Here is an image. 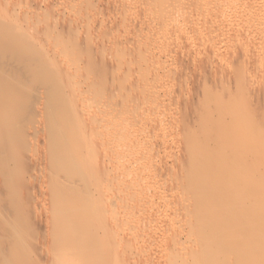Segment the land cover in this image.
<instances>
[{
    "label": "bare ground",
    "instance_id": "1",
    "mask_svg": "<svg viewBox=\"0 0 264 264\" xmlns=\"http://www.w3.org/2000/svg\"><path fill=\"white\" fill-rule=\"evenodd\" d=\"M31 1L0 0V264H135L149 257L160 242L140 250L145 232L135 219L142 221L150 202L131 212L130 193L106 206L100 201L125 176L155 175L163 166L180 177L183 196L178 221L159 218L172 232L159 246L166 264H256L264 251V58L253 77L259 82L241 68L230 81L201 72L194 83L202 58L229 41L255 38L262 46L264 0H110L117 13L99 21V53L92 20L87 27L80 19L65 23L66 15L51 16V0L42 10ZM67 1L63 14L86 11L81 0ZM104 4H97L100 15ZM70 30L77 33L69 39ZM212 44L216 49L202 51L200 61L183 59ZM76 53L99 62L81 69ZM167 64L180 68V88L175 78L164 89ZM190 82L196 95L175 99ZM155 85L173 103H158ZM233 87L240 92L231 95ZM214 90L219 94L211 97ZM98 156L108 163L95 168ZM114 169V184L99 187V175ZM246 172L258 177L246 181Z\"/></svg>",
    "mask_w": 264,
    "mask_h": 264
},
{
    "label": "rangeland",
    "instance_id": "2",
    "mask_svg": "<svg viewBox=\"0 0 264 264\" xmlns=\"http://www.w3.org/2000/svg\"><path fill=\"white\" fill-rule=\"evenodd\" d=\"M29 1V0H28ZM32 1H34V0H32ZM32 1L30 2V3H32ZM36 1V0H35ZM38 1H39V3H38ZM40 1H42V0H37L36 2V4H41L40 6H41V10L43 9V5L45 6L47 3V1L46 0H43V2H40ZM46 1V2H45ZM67 0H51V5H54V7H55V10H54V12H52V14H51V16L52 17H54V18H59V17H61L62 15H64V18L66 17V18H68L67 19V21L65 22V23H71L72 22V24H74V23H79L80 22V20H81V22L83 21H86V20H92V25L94 26V32L92 33V34H90L91 36H93V38H95L94 39V42H96V43H94L93 45H92V48H93V51H94V53L96 52V53H99V31H97V30H99V21L101 22H103V19H105V20H108V19H110V18H112L114 15H115V13H117V11H115L114 10V7L113 6H111L109 3H110V0H81L80 1V3L82 4L81 5V7L82 8H84L86 11H84V12H82V13H76V14H74V15H71L69 12H67V14H66V12H64L65 14H63L62 13V8L65 6L64 4H67V2H69V1H67ZM66 2V3H65ZM98 2V3H97ZM105 3L104 5H106V6H104V8H103V10H105V8L107 7L109 10H107V8H106V13L104 12V14H99V10H101V8H99V7H101V6H98V5H101L102 3ZM108 2V3H107ZM46 3V4H45ZM92 3H94L95 4V6L96 7H94L91 11L90 10H87L89 7H90V5L92 4ZM32 4H35V3H32ZM76 4V3H75ZM74 4V8L76 7V5ZM98 4V5H97ZM118 4V3H117ZM61 5L63 6V7H61ZM78 6H79V4H78ZM77 6V7H78ZM116 6V5H115ZM59 7V8H58ZM80 7V6H79ZM112 9H113V11H112ZM133 11H135V9H132ZM130 11V13L131 12H133V11ZM138 9H136V11H137ZM142 11L143 10H145V9H141ZM58 11V12H57ZM139 11H140V9H139ZM139 11H137L136 13H138ZM141 11V12H142ZM61 13V14H60ZM145 12H142L141 14H144ZM68 14H70V15H68ZM66 15V16H65ZM100 15V16H99ZM113 15V16H112ZM72 16V17H71ZM103 16V17H102ZM63 17V16H62ZM70 17V18H69ZM100 18H101V20H100ZM80 19V20H79ZM69 20V21H68ZM82 22V23H83ZM69 23V24H70ZM79 25H81V27H87L88 25H89V23H87V22H84L83 24H81V23H79ZM92 26V27H93ZM98 27V28H97ZM96 31V32H95ZM71 32H73L72 34H73V36H71L72 34H71ZM77 33V31H73V30H70V33H68L67 34V38H74L75 36V34ZM249 39V38H248ZM248 39H245V40H243L244 41V43L242 42V41H240V45L239 44H236V43H238V42H236L235 43V41H229L228 43H227V45L225 44V47L227 48H225L224 46H220L219 47V51H222V52H213V53H210L209 55H208V57H205V58H202V59H204V66L202 67V70L200 69L198 72H199V75L201 76V78H200V76L198 75L197 77H199V82L197 81L196 83H194V84H198L199 85V83H200V81H201V79H202V75L205 73L206 74V76H205V74H204V76H203V78H205V77H208V76H210V78L212 77H214L215 79H216V77H218L217 78V80L220 78L221 80L222 79H224V80H226L227 81V79H229L228 81H230V76H231V79L234 77L235 78V75L234 74H236V72H237V70H239V69H243L242 71H244L245 70V72L247 71V70H250V72H252V73H250L249 71H248V73L246 72V74H248L249 76V78H251V80L253 79V77H254V79H257L258 78V76H260V73L262 72V68H260L259 66H261L260 64H258L259 62H257V61H260L261 62V60L264 58V56H261L262 54H264V53H262L261 54V52H262V50H264V43L263 44H261L260 45V42H259V44H257V46L258 47H260V48H258L257 49V47H256V44L254 45V42L255 43H257V41L258 40H255L254 41V39L253 38H250V40H251V42L250 41H248ZM253 40V41H252ZM98 41V42H97ZM234 42V43H233ZM247 42H249V43H247ZM234 44H236V45H234ZM242 44V45H241ZM260 45V46H259ZM96 46V47H95ZM229 47V48H228ZM247 48V50H246V52H248V53H244V51H242L244 54L242 55V54H240V56H238V57H234V54L236 53V51L238 52V51H240L242 48L243 49H246ZM252 47H253V49H252ZM254 47H256V49L254 48ZM166 48V47H165ZM164 48V50L163 51H165L166 49ZM153 49V48H152ZM216 49V47L214 46V44H212L211 46H209V47H202L201 49H197V50H193L192 52H191V50L189 51L190 53H189V55L186 57V56H184L183 57V59L185 58V61L186 62H191V63H193V61H200L199 59L201 58V55H199L202 51H204V50H207V51H214ZM222 49V50H221ZM168 50V49H167ZM223 50H225V52L223 51ZM249 50V51H248ZM257 52H256V51ZM162 51V50H161ZM260 53H259V52ZM226 52H227V54H226ZM264 52V51H263ZM83 53H76V54H74V55H72V56H74V57H77V58H81V62H80V68L81 69H87V68H90V67H92L93 65H95V63H97V62H99V58H97V57H94L93 59H91V60H83L82 59V55ZM249 54V55H248ZM258 54H260V55H258ZM170 55H172L173 56V54L171 53ZM172 56H170L171 58H172ZM247 56V57H246ZM258 56H259V59H258ZM261 56V57H260ZM67 57L68 58H71L69 55H67ZM263 57V58H262ZM245 58V59H244ZM260 58H262L261 60H260ZM163 59V60H162ZM161 60L163 61H161L162 63H164V60L165 59H168V61H169V57L168 58H162ZM205 60H207V61H210V62H207V63H205ZM165 61H167V60H165ZM134 62L135 61H133L132 62V64H130V65H135L134 64ZM209 63V64H208ZM210 63H212L211 64V66H210ZM168 65L169 64H167V66L166 67H168ZM209 65V66H208ZM259 65V66H258ZM206 66V67H205ZM208 66V67H207ZM242 66V67H241ZM255 66V67H254ZM165 67V68H166ZM170 67V68H169ZM167 69L168 70H164L163 72H162V74H161V77L160 78H165V79H168L169 78V81L168 80H165V87H164V89L167 87V86H170L171 84H172V82H173V79H175V78H177V74L179 73L180 74V72H178V71H180V68L178 67V69H176V67L174 66V65H172V67L171 66H169ZM205 67V69H203ZM240 67V68H239ZM257 67V68H256ZM172 68V69H171ZM208 68V69H207ZM251 68V69H250ZM174 69V70H173ZM211 69V70H210ZM247 69V70H246ZM254 69L256 70H259L260 71V73L256 70V71H254ZM204 70V71H203ZM253 70V71H252ZM176 71V72H175ZM210 71H211V74H210ZM216 71V72H215ZM233 71V73L231 74V72ZM234 71H236V72H234ZM201 72H203V74H201ZM206 72H209V74L208 73H206ZM214 72V73H213ZM227 72V74H225ZM254 72H256L255 74H256V76L255 75H253L254 74ZM217 73V74H216ZM164 74V75H163ZM175 74H176V76H175ZM178 74V75H179ZM212 74H213V76H212ZM250 74H251V76H250ZM259 74V75H258ZM224 75V76H223ZM225 75L227 76H229V78H224L225 77ZM234 75V76H233ZM163 76V77H162ZM175 76V77H174ZM221 76L223 77V78H221ZM167 77V78H166ZM195 78L196 80L198 79V78ZM256 77V78H255ZM158 79V81L159 80H161V79ZM209 78V77H208ZM209 78V79H210ZM233 78V79H234ZM261 78V79H260ZM260 80H263L264 81V77H262V76H260ZM209 79H206L207 81L209 80ZM219 79V80H220ZM253 79V80H254ZM259 79L258 80H254L255 82H259ZM195 80V81H196ZM205 80V79H204ZM251 80L249 79V81H250V83H251ZM253 80H252V82H253ZM151 81H153V80H151ZM177 81H178V84H179V86H178V84H177V87H181V83H183L182 82V79H181V77H180V81H179V77L177 78ZM203 81V80H202ZM154 82H156V81H154ZM171 82V83H170ZM232 82H234L233 80H232ZM231 82V83H232ZM152 83V82H151ZM191 84L188 86V87H184L182 90H180L179 91V88H177L178 90H177V93H174L175 94V99H176V97H177V100H178V98L179 97H189V96H195L196 94V92L195 91H197V90H195L196 88H198V87H195V85L193 84V82H190ZM254 83V82H253ZM159 84V83H158ZM192 84L194 85V87L192 86ZM153 85V84H152ZM197 85V86H198ZM159 86V85H158ZM157 85H155V87H157L156 89H157V95L159 94V96L160 97H163V100L162 101H160L158 98H159V96H158V98H157V100H159L160 102H158V103H163V101L165 100L166 101V99L165 98H167V100H169L168 98H170V97H168V95L166 96V95H164L165 94V90L164 91H162V88L159 86L158 87ZM192 86V87H191ZM250 86H252V83H251V85ZM249 86V88H251ZM254 86V85H253ZM195 90H193V89ZM247 88H248V86H247ZM159 89H161V91L159 92L158 90ZM234 89H236V88H231L230 90H231V92H230V94L232 95V93L234 94L235 92L236 93H238V91L240 92V89H237V90H235L234 91ZM233 90V91H232ZM134 91H136V90H133V91H131V94H133V92ZM180 93H179V92ZM219 91V90H218ZM159 92V93H158ZM164 92V93H163ZM174 92H176V91H174ZM213 92V91H212ZM214 92H215V90H214ZM211 93V97H213L215 94L217 95V93L215 92V93ZM161 93V94H160ZM130 94V95H131ZM195 94V95H194ZM219 94V93H218ZM133 95H135V93L133 94ZM162 95V96H161ZM170 96H172V98H173V93H171V95ZM171 99V98H170ZM174 99V100H175ZM164 101V102H165ZM171 103H173L171 100H169ZM169 101H167V102H165L166 104L168 103H170ZM165 104V105H166ZM167 104V105H168ZM193 105V104H192ZM191 105V106H192ZM194 106V105H193ZM263 108V107H262ZM264 109V108H263ZM262 109V110H263ZM120 114H122V113H120ZM119 113L117 114L118 115V118H120V117H123V114L122 115H120ZM201 115V114H200ZM204 116V115H203ZM203 116H198V118L196 119V120H201L202 119V117ZM197 117V116H196ZM210 117V116H209ZM208 117V118H209ZM117 118V117H116ZM205 118H207V117H205ZM180 119V118H179ZM181 119H182V117H181ZM193 117H192V121H193ZM194 119V120H195ZM189 122H191L190 121V119L188 120ZM40 137V141L42 142V138H41V136H39ZM38 137V138H39ZM156 137H157V140L158 141H161V140H165L164 138L166 137H164L163 135H161L160 133H159V135H158V133L156 134ZM160 137H161V139H160ZM164 137V138H163ZM168 139H169V137H168ZM38 140V142H37V140H36V142L38 143V144H35L36 142L34 141V143L33 144H35V146H38V145H40V141ZM154 140H156V138L154 137ZM40 142V143H39ZM98 155H99V153H98ZM151 157H153V158H155L156 157V154L155 153H152L151 155H150ZM156 159V158H155ZM93 160V159H92ZM95 160V161H94ZM94 160H93V162H92V166L94 165V167L95 168H98L99 166H102L103 164H107L108 163V160H107V158L106 159H104V160H99V156L98 157H96V158H94ZM262 160V159H261ZM260 160V163H262V165L264 166V160H262L261 161ZM156 161H158V159H156ZM261 165V164H260ZM261 165V166H262ZM165 168V169H162V168ZM160 170H158V172L154 175V174H151V176H149L148 174H147V172H145V171H138L137 173H132V174H129L128 176H125L123 179H124V182H123V186H121V185H115V187H114V189L111 187V186H109L110 187V190L107 192V196H105L104 195V197H103V199H102V201H100V204L101 205H103V206H106V204L108 205L109 203H110V201H112V199L113 198H116L117 197V195H119V194H122V195H127L128 193H130L132 196H130V194H129V197H131L130 198V200H129V202L131 203V201H132V203L130 204L129 203V205H128V210L129 211H131V212H133V210H137L138 209V207L139 206H141V203L143 202H150L149 204H150V206H151V208L149 207V210H148V212H147V214H146V216L144 217V218H142V221H141V218L139 219V220H137V219H135L136 221L135 222H138V221H140V223H141V225H142V227H141V230H143V232H145L140 238H138V242H139V246H142L141 248H140V250L141 249H147V248H153L154 246H155V243H158V242H160V243H158V247L156 248V250L154 249V252H152V254L149 256V257H147V256H143L142 255V257L140 256L139 258H137V259H133L132 261H133V263H135V264H146L147 262H149V259H151V264H166V263H168L169 262V260H170V258H169V255H167L164 251H162L161 250V248L159 247L160 246V244H161V241L162 242H165V241H168V239L170 240V237L169 236H171L172 235V232H170V231H166V229H163V227L165 228V226H164V224H162V222L163 221H166V220H168V219H170L171 220V218H172V221H173V218H174V220L176 219L177 220V218L179 217V218H181L182 217V215L180 216V214H179V212L177 213V211H181V209L180 208H182V207H180V205L182 204V203H179L180 202V199L181 198H183V196L182 195H180V192H181V190H180V192H179V186L180 185H178L177 183H178V180L176 181V178L177 177H179V176H176L175 177V175H174V173H173V171L174 170H171L172 169V167H169V166H167V167H169V168H166L165 166H163ZM171 168V169H170ZM109 172V173H108ZM107 172V174L106 173H104V174H106V175H104V174H101V176L99 175V187L101 186V184L102 183H104L105 185H109V184H111V185H113L114 184V179L118 176V173H119V171L118 170H110V171H108ZM248 172V171H247ZM244 173V175L245 174H247L246 176H245V178H247V179H245L246 181L248 180H250V181H253L255 178L253 177V175L257 178L258 176H257V174L256 173H253L252 172V174H251V172H249V175H248V173ZM173 175H174V177H175V179H174V177H173ZM243 175V176H244ZM250 175H251V178H250ZM208 175H206V176H204V179H202V180H204V182H207L208 181V178L209 177H207ZM165 177H166V179H165ZM169 177V178H168ZM254 179H253V178ZM38 179H40L41 180V178H43L42 176H38L37 177ZM168 178V179H167ZM180 178V177H179ZM203 178V177H202ZM107 179L109 180L110 179V181H107ZM253 179V180H252ZM158 180V181H157ZM155 181H157V182H155ZM113 183V184H112ZM181 187V186H180ZM133 195H136V197L135 196H133ZM162 198H161V197ZM164 196V197H163ZM182 196V197H181ZM135 197V198H134ZM181 197V198H180ZM159 198H161L160 200H159ZM111 199V200H110ZM133 199V200H132ZM136 199V200H135ZM135 200V201H134ZM140 200V201H139ZM182 200V199H181ZM203 199H202V197L200 196V198L198 197V199L195 197L194 198V201H196V202H200V201H202ZM134 202V203H133ZM139 202V203H138ZM153 202V203H152ZM147 203V204H148ZM152 203V204H151ZM136 204H137V207H136ZM148 204V205H149ZM177 204V205H176ZM183 205V204H182ZM181 205V206H182ZM179 209H178V208ZM137 208V209H136ZM174 210V211H173ZM172 211V212H171ZM168 213H170V216H172V217H170L169 215H168ZM180 213H182V211L180 212ZM173 214V215H172ZM178 216H177V215ZM165 217L166 218V220H164V218L163 219H160L159 220V218H162V217ZM167 216H169V218H167ZM176 216V217H175ZM178 218V219H179ZM144 220V221H143ZM158 220V221H157ZM161 220H162V222H161ZM175 220V221H176ZM150 221V222H149ZM178 221V220H177ZM156 222H159V224H160V222H161V225L160 226H162V227H160V226H157V225H159V224H157ZM139 223V224H140ZM156 223V225H154ZM164 223V222H163ZM146 228H145V227ZM42 227V226H41ZM147 229V230H146ZM146 230V231H145ZM162 230V231H161ZM148 231V232H147ZM166 233V234H165ZM168 233H170V234H168ZM155 239H156V242H154L155 241ZM160 241H159V240ZM158 240V241H157ZM247 242H250L249 240L247 241ZM153 245V246H152ZM261 249H264V247H262ZM260 249V250H261ZM259 251V250H258ZM257 251V252H258ZM262 255H261V254ZM263 254H264V251L263 250H261V251H259V256L257 257V259H256V264H264V256H263ZM263 256V257H262ZM258 261V262H257ZM260 262V263H259Z\"/></svg>",
    "mask_w": 264,
    "mask_h": 264
}]
</instances>
